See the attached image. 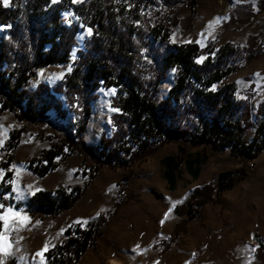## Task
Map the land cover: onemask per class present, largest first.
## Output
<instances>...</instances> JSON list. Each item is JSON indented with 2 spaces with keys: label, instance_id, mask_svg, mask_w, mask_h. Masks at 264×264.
I'll list each match as a JSON object with an SVG mask.
<instances>
[{
  "label": "trees",
  "instance_id": "16d2710c",
  "mask_svg": "<svg viewBox=\"0 0 264 264\" xmlns=\"http://www.w3.org/2000/svg\"><path fill=\"white\" fill-rule=\"evenodd\" d=\"M197 1L10 0L5 6L0 0V114L9 110L20 120L41 124L54 112L56 117L50 121L68 140L69 152L83 154L98 166H130L171 141L229 149L257 159L264 149V102L257 107L253 123L249 98H240L238 86L226 79L243 64L264 55V44H259L254 35L246 47L171 43V26L177 23V15L191 11ZM259 7L264 10V0ZM65 10L72 13L69 24L61 19ZM243 18L249 19V14ZM81 24L91 32L77 50L71 71L52 86L39 83L30 89V80L38 69L71 61ZM212 52L215 56L198 62L197 57ZM172 71L174 79L168 95L159 101L156 94L160 83ZM100 87L116 88L110 102L119 111L110 115V135L103 131L96 145H87L83 135ZM70 113L76 119L74 134L61 122ZM249 124L255 125L256 133L251 141H244L243 132ZM19 143L16 140L12 148ZM58 150L61 152L60 148L51 150L48 164L35 168V172L44 175L48 168L55 167ZM124 153L129 156L125 162L121 161ZM183 162L197 178L203 163L201 155L192 157L180 147L178 154L162 158L164 177L172 187L178 183ZM233 173L220 172L215 181L196 188L176 205L174 212L185 218L160 244L169 247L185 232L186 224L213 201L217 191L231 185ZM8 191L4 188L0 194L4 206L0 214L14 207ZM82 193L80 187L39 190L16 207H23L31 217L53 216L72 208ZM107 221L106 213H100L84 227L68 228L62 243L47 252L44 264H79L102 235Z\"/></svg>",
  "mask_w": 264,
  "mask_h": 264
},
{
  "label": "rangeland",
  "instance_id": "374dc122",
  "mask_svg": "<svg viewBox=\"0 0 264 264\" xmlns=\"http://www.w3.org/2000/svg\"><path fill=\"white\" fill-rule=\"evenodd\" d=\"M260 1L198 0L191 11L177 15V23L171 26L170 42L246 47L249 37L254 35L259 44H264V10L259 7ZM248 14L249 19L243 18ZM61 19L69 24L72 13L62 11ZM89 29L81 24L78 46L74 47L70 62L38 69L29 88L58 82L69 71L77 50L90 34ZM208 55L213 57L215 53L197 57L198 62L205 61ZM172 79L173 71L160 83L157 100L167 97ZM226 81L238 86L240 98H249L254 123L257 107L264 102V55L243 64ZM116 91L114 87H100L96 91L83 135L87 145H96L103 131L110 135V115L118 109L111 105L110 97ZM57 96L62 98L61 94ZM49 117L54 120L56 115L50 112ZM50 120L33 124L18 119L9 110L0 114V194L8 188L14 200L12 212L3 213L7 224L2 221L0 235L5 239L0 244L6 250L0 251V264H44L47 252L62 243L68 228L84 227L100 213H106L108 221L79 264H264V149L252 160L229 149L214 150L210 146L171 141L130 166H98L83 154L70 153L68 140ZM61 122L75 133L73 113ZM254 132L249 124L243 140L251 141ZM18 139L20 143L12 148ZM180 147L187 154L201 155L202 169L193 178L182 165L181 177L172 187L164 177L162 158L178 154ZM57 148L61 152L57 151L55 167L48 168L44 175L36 173L35 168L45 167L49 152ZM128 158L121 154V161ZM225 170L234 172L231 185L218 190L213 201L205 204L169 247L160 244L185 218L174 212L176 205L196 188L215 181ZM60 187L83 189L81 199L68 210L53 216L31 217L23 207H16L39 190ZM153 243L157 245L152 246Z\"/></svg>",
  "mask_w": 264,
  "mask_h": 264
},
{
  "label": "snow or ice",
  "instance_id": "6c2138e0",
  "mask_svg": "<svg viewBox=\"0 0 264 264\" xmlns=\"http://www.w3.org/2000/svg\"><path fill=\"white\" fill-rule=\"evenodd\" d=\"M3 3H4V5L5 6H7L8 5V3H9V0H3ZM219 18H217V20H218ZM210 23H212V22H210ZM89 32H91V29H89ZM69 71H71V68L69 67ZM113 92L115 91L114 89L112 90ZM113 111H118V109H113ZM176 203H179V201L178 202H176ZM175 206V204H173V207ZM4 206L2 205V204H0V208H3ZM7 211L8 212H12V209L11 208H8L7 209ZM171 211V209H169V212ZM16 215H18V214H16ZM165 216L167 217V213L165 214ZM0 221H4L5 222V224H7V219H6V216L4 215V214H0ZM162 223H163V221H162ZM5 239V237H3L2 235H0V241H3ZM139 247V246H138ZM6 249L3 247V245L2 244H0V251H5Z\"/></svg>",
  "mask_w": 264,
  "mask_h": 264
},
{
  "label": "crops",
  "instance_id": "0c3cea01",
  "mask_svg": "<svg viewBox=\"0 0 264 264\" xmlns=\"http://www.w3.org/2000/svg\"><path fill=\"white\" fill-rule=\"evenodd\" d=\"M253 127H254V133H256V127H255V125H253ZM173 155H175L176 153H172ZM169 155V154H168ZM195 156H197V154H193L192 155V157H195ZM182 165L184 166V168H185V170H186V172L189 174V175H191V173H190V171L187 169V166H186V163L185 162H183L182 163ZM181 165V174H182V168H183V166ZM200 167H201V169H202V163L200 164ZM201 172V171H200ZM192 176V175H191ZM181 177V176H180ZM193 177V176H192ZM180 179V178H179Z\"/></svg>",
  "mask_w": 264,
  "mask_h": 264
},
{
  "label": "built area",
  "instance_id": "2783aa9c",
  "mask_svg": "<svg viewBox=\"0 0 264 264\" xmlns=\"http://www.w3.org/2000/svg\"><path fill=\"white\" fill-rule=\"evenodd\" d=\"M174 73H175V70H174Z\"/></svg>",
  "mask_w": 264,
  "mask_h": 264
}]
</instances>
